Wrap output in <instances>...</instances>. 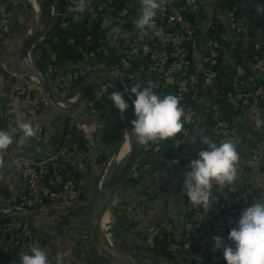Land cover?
<instances>
[{
	"label": "crops",
	"instance_id": "1",
	"mask_svg": "<svg viewBox=\"0 0 264 264\" xmlns=\"http://www.w3.org/2000/svg\"><path fill=\"white\" fill-rule=\"evenodd\" d=\"M52 1L58 13L59 0ZM138 4L139 0H107L103 3L99 28L89 39L91 52L85 60L59 68L66 75L71 73L72 79L65 81L64 93L55 96H78L84 86L83 78L92 72L93 67L111 69L115 65L125 44L135 33V24L130 20ZM191 4L194 10L192 20L202 40L193 43L189 49L191 72L200 80L199 98L183 122L181 133L168 140L144 145L147 150L141 151L140 161L138 159L142 170L131 174L126 180L132 185L130 193H136L137 196L123 195L125 202L122 205L127 206L126 212L130 216L131 239L139 237L160 219H167L172 224L173 235L178 237L185 213L183 170L193 152L204 145L200 137L208 136L214 142L231 140L237 145L240 157L239 180L226 187L222 204H217V199H213L211 208L206 211L204 224L205 243L223 259V248H216L213 238L220 236L224 244L234 247L228 235L237 226L242 211L247 208L241 202H232L229 198L245 183H261L263 179L260 149L264 144V115L244 101L242 94L251 85L264 82L259 66L252 59L264 45V13L258 14L256 10L258 4L264 5V0H193ZM64 9L65 5L63 12ZM0 10L5 11L7 16L2 33L5 38L0 46V129L10 131L14 141L21 135L16 126L18 119L30 122L36 130V136L24 145L14 142L7 150L0 151V206L8 210L9 217L17 224L26 226L25 235L0 247V261L4 264H20V256L29 253L35 244L48 253L51 264H56L57 254L62 256V264H108L90 238L88 198L85 193H90L94 178L101 174V169L107 164L109 158L106 150L115 139L114 124L108 120L105 110L84 105L69 117L70 135L76 136L85 146L84 149H78L80 170L76 201L68 205L46 204L33 211L16 207L23 186L17 172L8 165L2 153L23 150L32 156L31 160L40 161L51 152L50 148L61 137L64 121L62 116L51 112L45 105L38 86L29 82L26 87V79L19 77L20 80H15L8 72L12 71L11 67L6 68V57L20 42L19 34L25 28L21 23L27 18L23 0H0ZM116 14L124 15L119 33H113L109 26V18ZM53 23L58 24L56 19ZM209 31L221 41H213L207 47L205 39L213 40L207 35ZM217 49L223 51L213 61L212 53ZM49 53L50 58L52 52ZM157 94L174 95L168 90ZM193 137L195 139L191 140ZM108 174L106 172V176ZM87 184L91 187L87 188ZM114 207L115 204L111 206L107 217L110 220H107V223L110 222L109 228L113 224ZM154 263L171 264L165 257L154 258Z\"/></svg>",
	"mask_w": 264,
	"mask_h": 264
},
{
	"label": "built area",
	"instance_id": "2",
	"mask_svg": "<svg viewBox=\"0 0 264 264\" xmlns=\"http://www.w3.org/2000/svg\"><path fill=\"white\" fill-rule=\"evenodd\" d=\"M106 2L107 0H88L86 11L76 13L73 11L74 0H64L65 9L62 14L57 13L54 1L51 3L53 15L55 12L57 13L56 20L58 17L61 18L60 25L68 29L66 20L69 17L78 19L85 13L94 10L95 7L98 9L99 15L104 7L103 3ZM192 2L193 0H167L166 4L157 11L155 30H148L145 34H141L135 28V33L130 41L125 44L123 53L115 65L111 69L100 66L93 67L91 73L109 74L119 79L131 102L135 99V96L131 94L133 86L146 87L151 84L156 93L166 90L172 91L180 102L183 96L190 95V99L195 104L200 95V80L191 72L189 61L186 59L188 53L186 45L200 43L202 40L194 21L188 19L189 16L192 17L194 12ZM138 9L139 4L136 6L132 20H130L131 23H134ZM123 17V14L111 16L109 18L110 30L114 26L121 29L120 21ZM6 19L5 11L0 10V34L3 33ZM89 39L90 37L85 40V43L90 47ZM3 41H0V45L3 44ZM213 41L205 39L204 42L208 47ZM220 48L225 50L224 47ZM223 50L217 49L214 51L212 60L217 59ZM89 53L83 57V60ZM252 59L259 66L264 76V45L258 53L252 56ZM46 74L52 90L59 95L64 93L65 81L72 79L71 73L66 75L55 65L53 53H51L48 61ZM17 79L20 80L19 77L15 78V80ZM30 84L32 83L30 82ZM28 85L29 82H25V86ZM74 97V99L68 101H75L77 97ZM242 98L252 108L264 114V82L251 85L244 91ZM180 105L183 107L181 103ZM191 110L192 108L185 112L183 122L187 119ZM76 142H78L76 136L66 137L63 147L55 157L37 164L25 161L31 160L32 156L23 150L18 153H2L1 156L5 157L8 165L17 172L18 179L23 186L16 207L33 211L42 208L46 204L68 205L76 201L79 192L78 176L80 170ZM217 143L219 142L217 141ZM206 147V145H201L196 149V152H193L192 158L185 165L184 173L190 170V162L198 158V153L205 150ZM143 150H147V148L141 145L140 153ZM260 156L262 160V182L245 183L240 188L242 191L239 192L235 200H232L230 196V201H238L248 207L255 200H264V144L260 149ZM49 162L52 165H49ZM136 166L131 174L138 172L135 170ZM182 179H184L183 175ZM225 189L214 186L213 198L216 199L215 196L223 198ZM185 198V213L180 235L175 237L172 232V224L167 219H160L144 232L147 233L146 238L142 239L144 240L145 250L148 252L153 247L155 239L171 237L166 245L169 256L165 257L171 264H227L224 258H219L205 243L206 210L203 207H194L186 196V190ZM221 206L223 207V205ZM25 234L26 226L17 224L14 219L9 217L8 210L0 206V247L6 246L9 241L18 240L20 236L22 237ZM14 243L17 244V242ZM0 264L4 263L0 261Z\"/></svg>",
	"mask_w": 264,
	"mask_h": 264
},
{
	"label": "clouds",
	"instance_id": "3",
	"mask_svg": "<svg viewBox=\"0 0 264 264\" xmlns=\"http://www.w3.org/2000/svg\"><path fill=\"white\" fill-rule=\"evenodd\" d=\"M167 0H139V9L134 21L135 27L141 34L155 30L157 11L166 4ZM88 7V0H74L73 11L83 13ZM256 10L264 13V5L258 4ZM113 33H119L118 26L112 27ZM135 96L132 104L136 119L131 121V132L125 135L132 137L139 145L150 142L168 140L181 133L184 128V108L180 100L172 94L158 95L151 84L146 87L135 85L131 88ZM123 93L114 91L108 95L114 106L121 114L129 107L123 98ZM17 128L20 137L14 141L10 131L0 129V151L7 150L14 142L24 145L30 138L36 136V130L30 122L18 119ZM193 137L191 140H194ZM205 150L198 153V158L190 162V170L183 173V189L194 207L209 210L213 202V188H226L239 180V153L237 145L231 140L214 142L208 136H201ZM178 163V161H175ZM216 248H223V257L227 264H264V200H255L245 208L232 228L228 240L234 247L226 245L223 238H213ZM62 256L57 254L56 264H62ZM20 264H51L48 253L38 245H32L29 253L20 256Z\"/></svg>",
	"mask_w": 264,
	"mask_h": 264
},
{
	"label": "water",
	"instance_id": "4",
	"mask_svg": "<svg viewBox=\"0 0 264 264\" xmlns=\"http://www.w3.org/2000/svg\"><path fill=\"white\" fill-rule=\"evenodd\" d=\"M40 7L39 21L38 25L32 35L25 37L20 45V48L15 55H17L18 62L23 67L25 72L39 84L43 101L48 109L63 117L64 126L61 135V140L57 146L40 161L25 160L33 164L46 162L49 159L55 157L57 153L61 150L64 145L65 139L67 137V132L69 128V117L79 111L89 100V98L95 93L101 91L104 86L112 85L116 91L123 93V98L128 103L129 107L123 113L127 126L128 132L132 130L131 121L136 119L134 115V107L129 99L125 88L119 79L112 75L105 74L101 76L94 77L90 79L85 85L83 90L80 92L76 100L65 107L60 106L59 101L56 100L50 81L47 77L46 70L39 61H31L29 59L30 51L36 47V45L44 39L49 33H52L57 28V23L52 24V1L51 0H36ZM58 13H63L64 1L59 0ZM262 113V112H261ZM263 114V113H262ZM264 115V114H263ZM40 132V131H39ZM264 135V133H262ZM39 135H41L39 133ZM122 136V140H123ZM122 142L120 149L123 148ZM128 150L126 159L123 164L117 167L116 171L109 175L105 180L100 190H98L96 197L91 205L89 214V232L90 238L97 250H99L105 260L110 264H139L133 261L129 256L125 255L123 252H117L112 247H107L104 244L101 225L98 219V214L101 208L107 204L116 195L118 190L124 185L127 178L132 173L135 168L137 161L139 159L141 145L137 144L135 140L129 136V143L127 144Z\"/></svg>",
	"mask_w": 264,
	"mask_h": 264
},
{
	"label": "rangeland",
	"instance_id": "5",
	"mask_svg": "<svg viewBox=\"0 0 264 264\" xmlns=\"http://www.w3.org/2000/svg\"><path fill=\"white\" fill-rule=\"evenodd\" d=\"M27 6L29 8H31L30 13L27 17V22L24 26V30H22V34H19V39L18 41L21 42V40H23V38H25V35L33 29V26L35 25V23L37 22V20L39 21V13L37 11H35V2L34 0H27ZM27 6L26 9H27ZM33 12V13H32ZM57 16V13L55 12L53 15V19L55 21ZM25 33V34H24ZM43 41V40H42ZM18 42L14 49L11 51V54H9L6 59V63L7 66L6 68L11 67L12 71H8L11 74L12 78H18L21 77L26 79L27 82H31L32 85L34 86H39V84L35 81V79H32L23 69V67L20 65V63L18 62V58L17 55H15V51L17 52L19 50V46L17 47V45L20 43ZM17 47V48H16ZM45 45L42 44L40 46H37L35 48H33V52H32V61H39L41 64H43L45 70L47 69V65H48V61H49V54L42 52V50L44 49ZM5 69V68H4ZM6 70V69H5ZM97 76H101V74H96V73H89L86 77L83 78L82 83L85 85L90 79L97 77ZM84 86L81 88V90H83ZM116 91V89L113 86H107L104 89H102L101 91L95 93L94 95H92L89 100L87 101V103L85 104V107L87 106H95L98 108V110L102 111L105 110V113L108 116V120L110 121V123L112 122L114 124V126L120 130V132L123 134V117L122 114L120 113V111L114 106V103L108 99V95L112 92ZM56 94V93H55ZM78 97V96H76ZM56 98L60 103H64L65 105H68L72 102H69L68 100H72L75 97L74 96H70V95H66L64 96V98H60L58 95L56 96ZM116 116V117H115ZM61 137H59V139L57 141H55V144L52 145V147L50 148L51 151L57 146V144L60 142ZM42 147H45L42 146ZM120 148V147H119ZM119 148H117L115 150V152L112 154V151L114 149V142H112L111 145L108 146L107 148V157L109 158L107 161V164H105V166H103V168L101 169V174L99 177L94 178L93 181V185H92V189L90 191V193L87 194V210H88V218H89V214H90V208L91 205L96 197V194L98 192V190H100V188L102 187L103 183L105 182V180L109 177V175L106 176V172H108L110 169V165L112 164V162L115 159V155L118 152ZM143 152V151H142ZM140 161V158H139ZM117 164V163H116ZM108 170V171H106ZM136 171L140 172L142 170V168L140 167V163H137L136 166ZM113 173V172H112ZM134 174V173H133ZM132 190V185H129L127 183V181H125L124 185L118 190V192L116 193V195L113 197V202L111 203V206L115 204V207L112 211V220H113V224L110 227V222L107 223V228H109V230H111V236L113 237V242L115 244V246L118 249V252H123L125 255L129 256L133 261L138 262L139 264H155L154 261H151L148 259L149 253L145 250L144 247V240H142L143 238H146L147 233H143L141 234L139 237L134 236L132 237V239L130 238L129 234L132 233L131 229H130V216L129 214L126 212V207H124V205H122V202H125L124 196H128L129 194H133L134 196H137L136 193H130V191ZM138 199V197L136 198ZM136 211V210H135ZM109 217V216H108ZM89 221V220H88ZM108 221L109 218H108ZM135 240V241H134ZM134 243V244H133ZM146 251V252H145ZM105 258V257H104ZM108 264H110L108 262ZM159 264V263H157Z\"/></svg>",
	"mask_w": 264,
	"mask_h": 264
},
{
	"label": "trees",
	"instance_id": "6",
	"mask_svg": "<svg viewBox=\"0 0 264 264\" xmlns=\"http://www.w3.org/2000/svg\"><path fill=\"white\" fill-rule=\"evenodd\" d=\"M23 2L25 6L28 5L27 0H23ZM30 9L31 8L27 6V17L31 11ZM97 11L98 9L97 7H95L94 10H92L91 12L85 13L82 17H79L78 19L69 17L66 20L68 27H69L68 29L60 25L61 18L58 17L57 18V22H58L57 28L52 33H49L46 37H44V40L40 41L37 44V46L44 44L45 47L42 51L44 53L52 52L54 54V62L58 68L72 66L74 65L75 62H81L83 60V57L90 51V47L85 43V40L88 39L91 36V34L99 28L100 16L98 15ZM188 19L191 20L192 17L189 16ZM21 23L24 25L28 23L27 18L25 21L21 20ZM207 35L211 37L214 41H219V42L221 41L219 37L215 36L212 31L211 32L209 31ZM4 38H5L4 35L1 33L0 41H3ZM78 46H80V48H78ZM191 46H192V43H189L186 45V48L188 50L186 59L187 61H189L190 65L191 63H190V54H189L190 50L189 49L191 48ZM53 94L55 96L54 91H53ZM56 100L58 99L56 98ZM180 103L183 105L185 112L190 110L194 105V102L190 99V95L183 96L182 101ZM112 128H113V132L115 135V139L113 140L114 149L112 151L111 156L113 155L115 150L121 146L123 142L122 140L123 134L120 132V130L117 129L115 126H113ZM70 134L71 132L68 130L67 135H70ZM83 147L85 148L81 140H78V142L76 143V149L77 150L84 149ZM48 164L52 165L51 162H49ZM99 176L100 174H97L96 177H99ZM88 187H91V185L87 184V188ZM241 191H242L241 189H238V191L233 192L231 194V199L235 200V198L238 196L239 192ZM215 198L217 199V204L220 205L223 203L222 197L215 196ZM185 201H186V198H185ZM170 238L171 237H165L162 239L154 240L153 247L150 248L148 251L149 260L154 261V258H162V257L169 256L166 251V245L168 243V239Z\"/></svg>",
	"mask_w": 264,
	"mask_h": 264
},
{
	"label": "bare ground",
	"instance_id": "7",
	"mask_svg": "<svg viewBox=\"0 0 264 264\" xmlns=\"http://www.w3.org/2000/svg\"><path fill=\"white\" fill-rule=\"evenodd\" d=\"M35 2V11H37L39 14H40V7H39V4L36 0H34ZM38 25V20L37 22L35 23V25L33 26V29L30 30L26 35L25 37H28L30 35L33 34V32L35 31L36 27ZM24 39V38H23ZM23 40H21V42L17 45L19 46L20 48V45L22 43ZM34 49H32L29 53V59L32 61V52H33ZM107 86H112V85H106L103 87V89ZM74 102V101H72ZM60 106H64L65 107V104L62 102L60 103ZM122 117H123V142H125V144H123V148H121V150H118V152L116 153L115 155V159L114 161L112 162V164L110 165V170L108 171L109 174H112V172L116 171L117 167L120 166L121 164L124 163L125 159H126V155H127V150H128V146L127 144L129 143V135H125V132H128V126H127V122H126V119L124 117V115L122 114ZM120 149V148H119ZM117 163V164H116ZM108 174V175H109ZM113 202V199H111V201H109L107 204H105L101 210L99 211V214H98V219H99V222H100V225H101V232H102V236H103V240H104V244L107 246V247H112L113 249H115L117 252H118V249L117 247L115 246L114 242H113V239H112V236H111V232L109 230V228H107V220H108V215L110 214V208H111V203ZM120 253V252H119Z\"/></svg>",
	"mask_w": 264,
	"mask_h": 264
}]
</instances>
